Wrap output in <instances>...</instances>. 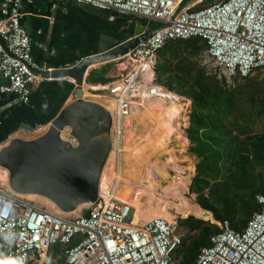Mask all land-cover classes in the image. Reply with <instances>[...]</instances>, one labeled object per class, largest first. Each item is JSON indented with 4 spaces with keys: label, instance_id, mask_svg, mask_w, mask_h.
<instances>
[{
    "label": "built area",
    "instance_id": "built-area-1",
    "mask_svg": "<svg viewBox=\"0 0 264 264\" xmlns=\"http://www.w3.org/2000/svg\"><path fill=\"white\" fill-rule=\"evenodd\" d=\"M63 1L170 23L115 60L127 64L125 73L106 88L114 102L111 136L118 159L126 151L125 123L130 126L132 116L155 102L161 107L182 106L181 114L188 110L185 97L156 82V57L167 43L201 38L202 67L228 87L234 80L264 71V0H196L173 21L182 0ZM23 3L32 0H0V37L7 50L0 44V102L15 96L27 105L31 85L43 80L40 73L52 69L31 56V39L20 24ZM256 199L261 210L243 230H233L227 221L217 223L221 232L210 246L201 248L197 264H264V196ZM83 207L86 215L69 218L0 188V264H43L55 245L64 248V264H174L182 244L178 218L135 221L131 204L100 193L95 203Z\"/></svg>",
    "mask_w": 264,
    "mask_h": 264
},
{
    "label": "trees",
    "instance_id": "trees-1",
    "mask_svg": "<svg viewBox=\"0 0 264 264\" xmlns=\"http://www.w3.org/2000/svg\"><path fill=\"white\" fill-rule=\"evenodd\" d=\"M204 50L201 38L171 41L159 50L155 64L156 82L191 100L188 152L199 159L189 193L196 195L200 210L193 215L198 219H177L180 232L186 233L175 252L176 264H197L201 248L210 246L212 238L221 232L218 225L206 222L211 219L205 217L204 210L215 222L227 221L233 230L241 231L261 210L256 197L264 196V133L252 134L255 123L264 115V97L258 102L260 88L250 77L242 79L249 81L242 86L228 89L214 76H207L191 61ZM111 67L106 64L91 70L86 81L102 85L110 82L103 77ZM251 85L255 91L249 89ZM180 174L186 177L189 172ZM60 248L53 246L50 256L58 259ZM60 262L64 263V257Z\"/></svg>",
    "mask_w": 264,
    "mask_h": 264
},
{
    "label": "water",
    "instance_id": "water-1",
    "mask_svg": "<svg viewBox=\"0 0 264 264\" xmlns=\"http://www.w3.org/2000/svg\"><path fill=\"white\" fill-rule=\"evenodd\" d=\"M195 1L182 0L171 21ZM86 8L98 17L118 18L133 24L134 34L126 41L103 36L96 54L83 58L75 66L40 73L43 79H71L73 101L49 121L40 136L30 140L12 138L0 148V168L7 172L9 190L19 196L46 199L63 214H71L97 201L101 173L112 149L111 114L102 105L83 98L87 76L95 66L121 58L170 25L92 6ZM0 44L7 52L1 37ZM66 130H69L70 140L62 137ZM81 214L86 215L87 211Z\"/></svg>",
    "mask_w": 264,
    "mask_h": 264
},
{
    "label": "crops",
    "instance_id": "crops-1",
    "mask_svg": "<svg viewBox=\"0 0 264 264\" xmlns=\"http://www.w3.org/2000/svg\"><path fill=\"white\" fill-rule=\"evenodd\" d=\"M113 19L121 20L98 17L84 6L63 0H32L31 4L23 3L20 10V24L31 39L33 60L52 70L75 66L83 58L96 54L100 38L103 36L126 41L134 34L133 24L127 22L125 29L120 31L119 28L117 30L110 25L109 21L114 22ZM112 63L115 61L95 66L92 70ZM113 74L114 70L111 67L103 77L110 82L104 85L90 84L85 81L87 90L91 91L86 94L89 97L93 95L101 97H93L94 99H103L104 96L100 94L107 96V86L114 79L116 80ZM237 81L242 79L234 80L233 85L229 87L224 82L222 84L231 89L235 87ZM30 91V100L27 105L20 104L15 96L5 97L0 102V148L12 138L30 140L43 134L49 121L66 104L73 101L74 82L71 79L61 78L37 80L31 85ZM181 120L188 150L191 146L186 133L189 127V116L187 118L184 116ZM184 123L186 125H183ZM234 134L235 132L231 133L232 136ZM189 155L193 162L195 159L196 163L199 161L196 156L190 153ZM63 250L62 247L59 251L62 257H64ZM49 252L47 256L50 255ZM46 263L47 261L43 264Z\"/></svg>",
    "mask_w": 264,
    "mask_h": 264
},
{
    "label": "rangeland",
    "instance_id": "rangeland-1",
    "mask_svg": "<svg viewBox=\"0 0 264 264\" xmlns=\"http://www.w3.org/2000/svg\"><path fill=\"white\" fill-rule=\"evenodd\" d=\"M113 20H115V19H113ZM109 22H110L111 26H113L117 30L119 28L120 31H123L125 29L126 23H127V21H124V20H115L114 22H112V21H109ZM203 52L200 54V56L192 58L191 61L194 62L198 67L203 68V70H204V72L206 73L207 76L212 77L213 74L210 73L208 71V69H206L205 67H202V58H201V56L203 55ZM120 62L112 63L113 64L112 67H113V70H114V74L113 75L115 76V78L119 77L121 74H124L125 71H126V65L127 64L125 65V64H122L124 62H122V61H120ZM129 68H130V66H128V69ZM249 79L253 80V83L256 84V86L258 88H260L259 92L257 94L258 96L256 97L258 102H259L260 98L264 97V93H263L264 92L263 91L264 90V71L255 72ZM246 82H249V81L248 80L247 81H245V80L244 81L243 80L242 81H237L235 83V87H238V86L240 87L243 84H245ZM253 86L254 85H251V87L249 88L251 91H255L256 90L255 88H253ZM83 88L86 89V90H84L85 92H91V91L87 90V87H86L85 84L83 85ZM100 95H102V97L104 96V98L103 99H96V98H101L98 95H93V97H96L95 99L93 97H89L88 95L86 97L84 96L83 98H84V100L98 103V104L102 105L103 107L108 106L109 104L106 102L105 99H107V100L110 99L111 100V98L109 96H105L103 94H100ZM113 103L114 102L112 101V104ZM186 103H187V106L189 105L188 106V110L186 111V113H184V114L182 113L180 115H181V117H182V115H184L187 118L189 116V114H190V111H191V100L186 98L185 104ZM148 108L151 109L150 110L151 112H157V110H156L157 107H153V108L152 107H148ZM111 112L113 114V112H114V104H113V106L111 108ZM162 113H163V111H162ZM184 116L182 118H184ZM132 117L133 118H131L130 121H128L131 124L130 126L128 125V123H125V124H127V126H126V132L124 134V139H123V147L130 149V148H135V146H137L136 148H138V150L142 154H141L140 157L139 156L137 157L135 155L133 157V155H130V153L125 151L126 153L125 152L122 153V156L119 157V159H118V157L115 154V151L111 149L110 154H109V156L107 158V161H106V163H105V165L103 167L102 173H101V176L103 175L106 179L109 180V190H110V192H109V194L103 193L102 195H104V196L109 195V196H111L113 198H117V199L121 198L120 199L121 201H122V199L124 200V202H128L129 201L128 203L130 204L131 196H133V195L131 193H129V192L131 191V188H134L133 185L136 184V183H140L141 181H142L143 185L147 184V181H146L147 173H148L147 172V168H150V166H152L153 164L155 166L158 165L156 167H159V166L161 167L163 165V163H165V164L172 163L174 165V171L170 170V173H171V175H170V184L167 187V189L168 190L171 189L173 184L176 183V175L180 174V172H182L183 170L187 174H188V172L190 174V171L193 169L194 173L193 172L191 173L190 182H189L188 189H187V192H186V197L187 198H191L192 197V200L195 203L194 199L196 198V195L189 193V187L191 185L192 179L196 175V171H195L196 159H195V162H193L194 160L189 155V152L187 150V146L185 147V152L182 153L183 148L180 145L181 141L178 142V141L170 140L167 143H165V145H163L161 147H156V146H154V144H152L154 146V148H153V146L149 145V143L147 141L154 143V141H156V139L158 140V137L161 134L160 130L159 131L157 130V132H155L154 134H152V133H153L154 127H156V125H157V123L159 121L157 119H155L154 117L146 116L143 113H140L139 115L135 114ZM111 118H112V116H111ZM181 121L182 120H180L179 123H180V127H181V130H182L183 127H182V122ZM182 132H183L184 135H186L184 130ZM262 133H264V115L261 116L258 119V122L255 123V125L253 127V131H252V134H262ZM62 137L65 140H70L71 137L69 135V130L64 131L62 133ZM153 137H154V140L152 141ZM184 137H186V136H184ZM111 140H112V136H111ZM159 148H160V151H159ZM139 151H138V155L140 154ZM163 151H164V153H163ZM134 160L136 162L138 160H140V162L138 164H134L133 163ZM108 161H109V163H108ZM155 162H156V164H155ZM111 165H113V166H111ZM100 179H101V177H100ZM124 179L127 180V182H125ZM161 185H162V188L166 186L165 183H162ZM0 188L4 189V190H9L8 186L6 184H4L3 182H1V180H0ZM126 188H127V190H126ZM100 192H101V190H100V186H99V193ZM119 195H120L119 198L116 197V196H119ZM135 198H136L135 202H140L141 201V193H138ZM143 198H142V202L146 204L147 211H146L142 221L143 220H150V219H152L154 217L159 216L160 211H162L160 203L157 200H155L154 202H149L148 200H146L145 197H143ZM30 201L33 202L34 204L46 209L47 211L52 212V213H54V211L57 210L54 206H51L50 204H48L46 201H44L41 198H37V197L36 198H32V199H30ZM168 201L169 202H173L172 199H169ZM173 203H176V202H173ZM83 208L84 207L82 206L78 210H76L74 214H70V215L68 214L67 216L69 218H72L75 215L80 214L83 211ZM134 210H135V208H134ZM135 215H137L136 210H135ZM167 216L170 219H172V220L175 219V218L184 219L181 215L172 216V215H168L167 214ZM189 217H193V216H189ZM193 218H195V217H193ZM206 218H210L211 219V220L206 221V222L213 223V224L217 225V222H215L213 220V217H211V215L206 217ZM195 219H198V218H195ZM200 220H202V219H200ZM203 221H205V220H203ZM185 233H186V231H182L181 232L182 236L183 235L185 236ZM61 257H62L61 254L59 255L58 259H55L52 255L51 256L49 255V256H47L48 261L47 260L46 261L48 263H46V264H62L60 262ZM176 263H177V260L174 261V264H176Z\"/></svg>",
    "mask_w": 264,
    "mask_h": 264
},
{
    "label": "bare ground",
    "instance_id": "bare-ground-1",
    "mask_svg": "<svg viewBox=\"0 0 264 264\" xmlns=\"http://www.w3.org/2000/svg\"><path fill=\"white\" fill-rule=\"evenodd\" d=\"M84 90H86V89H84ZM83 94H84V96H87L85 91L83 92ZM89 95L92 96V94H89ZM105 100L109 105L104 107V108L109 113H111V108H112L114 103L112 104V101L110 99L109 100L105 99ZM155 104H156V102H155ZM148 107H152V108L157 107V109H156L157 112H151L150 111L151 109ZM148 107H146L142 113L145 114L146 116H152L159 121L158 123L156 122L157 125H156V127H154V130L152 129L153 130L152 134L157 132V130L158 131L160 130V132H161L160 136L158 137V140L156 139V141H154V143L147 141L149 143V145L154 144V146H156V147H161V146L165 145V143H167L170 140L178 141V142L181 141L180 145L183 148L182 153L185 152V147L187 146V140L184 137L185 135L183 134V132H182L183 130H181L180 123H179V121L181 119H183L180 115L182 110H183L182 106H177L176 104L172 103L166 107H163V106L161 107L157 104L153 105V106L151 104ZM162 111H163V113H162ZM183 125H186V124L184 123ZM153 140H154V137H153L152 141ZM154 146H153V148H154ZM136 147L137 146H135V148H130V149L126 148L125 150L128 153H131V155H133V157H134V155H137V157L141 156L142 153ZM138 151L140 153L139 155H138ZM159 151H160V148H159ZM163 153H164V151H163ZM134 161H133V163L136 162V161L135 162ZM108 163H109V161H108ZM155 164H156V162H155ZM111 166H113V165H111ZM156 166H158V165H156ZM156 166L153 164L152 166H150V168H147L148 173H147V179H146L147 184L146 185H143L142 181H141L140 183L134 184L133 185L134 188L130 187L131 191L129 193H131L133 195V196H131L130 204L135 208V210L137 212V215H135V221H137V220L142 221V219L144 218V215L147 211L146 204L142 202L143 197H145L146 200H148L149 202H154L155 200H157L160 203L161 210H162V211H160L159 216H157V217H162L168 221H171L172 219H170L167 216V214L172 215V216L181 215L183 218H187V217L193 216V215L197 216V214L200 210V207L196 203H194V201L192 200V197L191 198L186 197V192L188 189V185L190 182V176H191V173L193 172V169L190 171V174L186 177H183L180 174L176 175L177 185L173 186L171 189L168 190L167 187L170 184V175H171L170 170L174 171V165L172 163H167V164L163 163V165L161 167L160 166L156 167ZM0 180H1V182H3L4 184L7 185V172L3 169H0ZM125 182H127V180H125ZM162 183H165V185H166L163 188L161 185ZM100 190H101L100 194H103V193L109 194V192H110L109 180L106 179L103 175L101 176V179H100ZM126 190H127V188H126ZM138 193H141V201L135 202V200H136L135 197ZM116 197L119 198L120 195L116 196ZM25 198L30 200V199L36 198V197L35 196H25ZM37 198H40V197H37ZM41 199H43V198H41ZM169 199H172L173 202H176V203L169 202L168 201ZM43 200L46 201L51 206H54L52 203H50L46 199H43ZM122 201L124 202L123 199H122ZM54 213L63 214L58 210H55ZM74 213L75 212H73L71 214H74ZM210 214L211 213L206 212L205 217L210 216ZM67 215L68 214H63V216H67ZM143 221H147V220H143Z\"/></svg>",
    "mask_w": 264,
    "mask_h": 264
}]
</instances>
